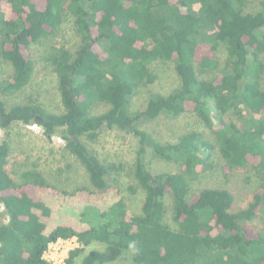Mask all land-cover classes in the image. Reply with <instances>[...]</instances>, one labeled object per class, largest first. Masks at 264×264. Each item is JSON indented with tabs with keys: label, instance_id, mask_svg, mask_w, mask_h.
<instances>
[{
	"label": "trees",
	"instance_id": "obj_1",
	"mask_svg": "<svg viewBox=\"0 0 264 264\" xmlns=\"http://www.w3.org/2000/svg\"><path fill=\"white\" fill-rule=\"evenodd\" d=\"M248 0H0V59L11 74L0 94L31 80L32 43L52 38L71 14L80 47L71 53L52 46L43 57L58 77L63 112H47L35 100L7 106L0 98V129L15 121L37 123L46 137L62 128L65 147L85 166L89 184L58 188L36 169L18 179L8 170L9 142H0V264H48L43 253L59 238L75 237L64 264L85 247L80 264H105L128 250L134 264H264V183L244 208L233 209L224 188L192 194L188 176L205 169L217 148L228 176L237 167L264 163V0L246 11ZM225 49L220 65L218 48ZM172 61L179 85L152 93L143 109L129 111L134 91L153 82L152 62ZM218 71V72H217ZM207 74V75H206ZM97 103L108 108L98 114ZM191 111L214 136L189 131L159 142L140 121ZM129 131L140 144L134 177L144 191L139 213H128L115 184L121 164L101 161L82 142L100 128ZM7 136V134H6ZM143 146L181 164L178 172H152ZM173 199L177 228L163 222L164 196ZM258 219L259 223H255Z\"/></svg>",
	"mask_w": 264,
	"mask_h": 264
},
{
	"label": "rangeland",
	"instance_id": "obj_2",
	"mask_svg": "<svg viewBox=\"0 0 264 264\" xmlns=\"http://www.w3.org/2000/svg\"><path fill=\"white\" fill-rule=\"evenodd\" d=\"M260 1L248 0L245 10H258ZM80 43L74 18L68 14L52 38L32 43L28 47L27 52L34 65L29 83L15 92L0 94V98L7 106L27 104L31 100H35L47 112H63L64 107L58 89L57 74L52 65L43 57L52 46L64 47L71 53H75L79 49ZM217 53L220 65H222L226 54L225 49L220 46ZM259 58L264 60V52L259 54ZM151 70L155 75L153 82L138 87L130 98L129 111L131 113L141 111L150 94L166 95L179 85V77L172 61L152 62ZM11 71L10 63L0 59V81L8 77ZM261 83L264 86V73ZM107 108V105L97 103L92 107L90 113L98 114ZM138 128L159 142H173L180 135L189 131L201 132L206 139L214 142L213 134L191 111L181 113L178 116L159 115L152 120L145 119L139 122ZM61 133L62 128H57L51 137H46L41 125L37 123L24 124L21 121L13 122L7 130L0 129V142L4 138H7L9 142L8 170L14 178L18 179V175L15 173L32 168L41 172L50 183L58 188L72 190L78 186L90 185L85 166L75 154L65 147V140L61 137ZM81 140L99 160L121 164L122 167L116 174L115 184L120 189L127 212L139 213L144 200V191L137 184L133 172L135 158L140 146L138 138L129 131L103 126L94 140L84 137H81ZM142 158L147 167L154 173L178 172L181 169L179 161L162 159L156 156L149 146H143ZM223 164L224 161L215 147L205 169L188 176L191 193L195 194L203 188H224L233 195L234 210L246 207L248 202L252 200L253 194L264 183V163L263 166L259 165L257 168L237 167L228 176L224 172ZM163 200V222L172 229H176L177 225L172 219L173 199L171 193L167 192ZM7 219L4 207L0 204V223L7 222ZM255 223L258 224L259 220L256 219ZM77 245L79 246L78 243L71 242L65 244L63 248L66 250L73 247L70 249L72 250L78 247ZM101 247L95 242L88 245L81 254L74 258L72 264H80L82 257L89 250ZM58 261L59 257L55 262ZM105 264H134V262L131 258V252L125 250L116 260Z\"/></svg>",
	"mask_w": 264,
	"mask_h": 264
},
{
	"label": "built area",
	"instance_id": "obj_3",
	"mask_svg": "<svg viewBox=\"0 0 264 264\" xmlns=\"http://www.w3.org/2000/svg\"><path fill=\"white\" fill-rule=\"evenodd\" d=\"M78 243L75 237L67 238V239H62L59 238L54 242L49 243L47 249L43 253V258L47 261L48 264H63V260L65 262V257L68 255L67 253L69 250L73 247H69L68 249L64 250L63 246L67 243ZM78 246V245H77ZM59 261L55 262L56 260Z\"/></svg>",
	"mask_w": 264,
	"mask_h": 264
}]
</instances>
